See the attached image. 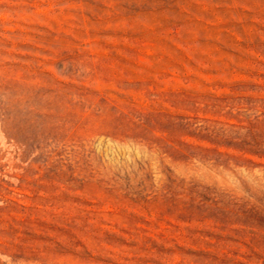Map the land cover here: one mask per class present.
<instances>
[{"label":"rangeland","instance_id":"obj_1","mask_svg":"<svg viewBox=\"0 0 264 264\" xmlns=\"http://www.w3.org/2000/svg\"><path fill=\"white\" fill-rule=\"evenodd\" d=\"M0 264H264V0H0Z\"/></svg>","mask_w":264,"mask_h":264}]
</instances>
